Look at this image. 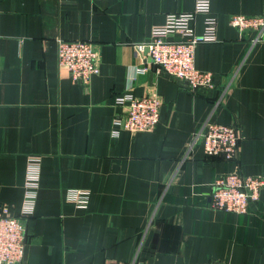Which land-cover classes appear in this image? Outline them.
<instances>
[{"label":"crops","instance_id":"0c3cea01","mask_svg":"<svg viewBox=\"0 0 264 264\" xmlns=\"http://www.w3.org/2000/svg\"><path fill=\"white\" fill-rule=\"evenodd\" d=\"M193 4L0 0V206L13 215L38 157L19 264H264V187L247 213L213 208L211 184L231 163L193 139L206 122L235 124L240 172L264 178V29L253 41L256 30L229 24L235 13L264 15V0H210L216 39L196 45L194 65L213 86L194 92L136 51L166 14ZM58 37L93 43L87 86L58 66ZM127 92L161 98L151 130L114 124V98ZM71 189L88 191L85 206L67 199Z\"/></svg>","mask_w":264,"mask_h":264},{"label":"built area","instance_id":"2783aa9c","mask_svg":"<svg viewBox=\"0 0 264 264\" xmlns=\"http://www.w3.org/2000/svg\"><path fill=\"white\" fill-rule=\"evenodd\" d=\"M202 14L203 30L196 32L193 21ZM229 24L243 33L254 29L260 38L264 29V15L235 13L229 17ZM217 18L210 11V0H194L189 12H174L165 15L164 22L154 25L149 38L136 45L139 53L147 49L156 71L167 74L174 80L182 81L191 91L208 89L213 86L212 73L194 65V50L197 44L216 39ZM56 58L59 67L66 70L74 83L87 86L91 77L98 72L97 52L91 41L56 39ZM139 70H143L139 68ZM122 106L121 115L114 118V124L131 132L151 130L159 120L161 98L155 92L134 96L130 92L114 98ZM116 133L117 130H113ZM203 138V151L208 157L222 156L231 163V168L218 175L211 184V206L234 213H247L250 203L259 199L264 187V178L258 175H243L238 165L239 135L235 124L206 122L204 130L197 132L193 139ZM38 157L30 158L25 182L22 209L19 216L13 215L6 206H0V264H19L25 242V223L32 209L38 187ZM88 191L71 189L67 199L85 206ZM147 264V263H137ZM208 264H230L228 261Z\"/></svg>","mask_w":264,"mask_h":264},{"label":"water","instance_id":"95a60500","mask_svg":"<svg viewBox=\"0 0 264 264\" xmlns=\"http://www.w3.org/2000/svg\"><path fill=\"white\" fill-rule=\"evenodd\" d=\"M147 51V49L146 48H144V52H146Z\"/></svg>","mask_w":264,"mask_h":264}]
</instances>
